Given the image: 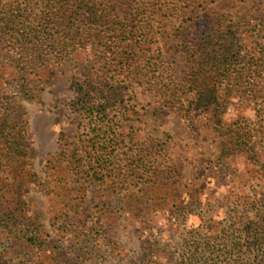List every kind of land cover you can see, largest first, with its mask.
I'll return each instance as SVG.
<instances>
[{
  "label": "rangeland",
  "instance_id": "1",
  "mask_svg": "<svg viewBox=\"0 0 264 264\" xmlns=\"http://www.w3.org/2000/svg\"><path fill=\"white\" fill-rule=\"evenodd\" d=\"M28 1L35 8L36 0ZM262 6L264 0H165L149 15L151 39L139 51L138 70L107 75L87 50L62 46L58 59L28 69L42 88L18 100L12 97L24 70L0 43V264H264V135L254 138L258 160L237 152L225 158L228 137L209 116H197L193 127L160 93L166 81L188 75L180 45L217 21L243 23ZM76 79L121 87L139 111L140 120L113 118L122 134L111 149L126 174L118 191L84 182L89 158L81 140L89 137H78ZM20 128L23 155L10 149L22 142ZM67 197L99 203L100 212L80 221L65 208Z\"/></svg>",
  "mask_w": 264,
  "mask_h": 264
},
{
  "label": "trees",
  "instance_id": "2",
  "mask_svg": "<svg viewBox=\"0 0 264 264\" xmlns=\"http://www.w3.org/2000/svg\"><path fill=\"white\" fill-rule=\"evenodd\" d=\"M164 3L165 0H36L33 8L28 0H0V43L18 55L17 64L24 70L13 100L32 98L39 92L43 79H32L33 70L28 69L42 68L48 61L58 59L57 50L61 51L62 46L65 52L87 50L107 75L138 70L139 51L145 50L151 39L149 15L162 10ZM259 10L260 14L249 16L243 23L234 19L217 21L211 32L195 35L192 43L180 45L187 57L188 75L177 84L166 81L160 89L162 96H168L167 106L193 127L197 116H209L213 127L228 137L221 153L225 158L235 152L246 153L253 160L260 156L254 141L257 133L264 135L263 6ZM248 39L252 44H247ZM73 89L77 94L75 110L83 121L78 126V137H89L86 143L81 140L89 158L84 182L97 188L95 182L101 180L109 184V191H118L124 187L126 174L111 149L122 134L120 127L112 125L113 118L140 120L139 111L126 103L121 87L108 81L97 84L76 79ZM236 107L240 109L237 118L228 121L226 115ZM242 111L248 112L247 117L241 116ZM26 135L20 128L22 142L16 147H12L13 143L10 149L25 154L22 148ZM78 152L79 147H74L73 153ZM134 174L141 180L152 179L149 174ZM99 207V203L84 198L65 199L67 211L80 221L98 214Z\"/></svg>",
  "mask_w": 264,
  "mask_h": 264
}]
</instances>
